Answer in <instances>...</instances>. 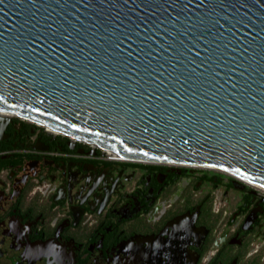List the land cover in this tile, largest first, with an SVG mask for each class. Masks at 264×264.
<instances>
[{
    "label": "water",
    "instance_id": "95a60500",
    "mask_svg": "<svg viewBox=\"0 0 264 264\" xmlns=\"http://www.w3.org/2000/svg\"><path fill=\"white\" fill-rule=\"evenodd\" d=\"M0 107L264 186V0H0Z\"/></svg>",
    "mask_w": 264,
    "mask_h": 264
},
{
    "label": "flooded vegetation",
    "instance_id": "af4514ba",
    "mask_svg": "<svg viewBox=\"0 0 264 264\" xmlns=\"http://www.w3.org/2000/svg\"><path fill=\"white\" fill-rule=\"evenodd\" d=\"M121 157L0 107V264H264V190Z\"/></svg>",
    "mask_w": 264,
    "mask_h": 264
},
{
    "label": "bare ground",
    "instance_id": "6f19581e",
    "mask_svg": "<svg viewBox=\"0 0 264 264\" xmlns=\"http://www.w3.org/2000/svg\"><path fill=\"white\" fill-rule=\"evenodd\" d=\"M46 126H47V125H46ZM121 158H125V157H121ZM238 178H239V177H238ZM240 179L243 180V181H246V183H248L249 185H251V186H253V187H255V188H258V189H260V190H264V186L261 185V184H258V183H255V182H251V181L246 180L245 178H242V177H240Z\"/></svg>",
    "mask_w": 264,
    "mask_h": 264
}]
</instances>
